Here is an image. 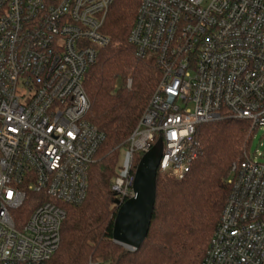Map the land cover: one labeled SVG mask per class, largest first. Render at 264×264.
Listing matches in <instances>:
<instances>
[{"label":"built area","instance_id":"obj_1","mask_svg":"<svg viewBox=\"0 0 264 264\" xmlns=\"http://www.w3.org/2000/svg\"><path fill=\"white\" fill-rule=\"evenodd\" d=\"M113 2L0 0V264H46L67 205L88 196L104 133L87 118L84 80L111 42ZM128 43L160 79L127 139L117 204L135 195L134 153L158 140V173L183 179L203 152V124L264 128V0H141ZM228 183L202 264H264V162L249 150Z\"/></svg>","mask_w":264,"mask_h":264},{"label":"trees","instance_id":"obj_2","mask_svg":"<svg viewBox=\"0 0 264 264\" xmlns=\"http://www.w3.org/2000/svg\"><path fill=\"white\" fill-rule=\"evenodd\" d=\"M140 2L114 0L107 13L103 32L111 42L84 80L87 118L104 140L90 166L88 196L67 205L61 244L46 264H202L230 191L231 169L250 150L256 129L248 120L225 117L203 124L197 134L203 152L191 172L183 179L158 173L155 208L142 246L130 251L114 241L118 204L113 182L121 152L160 79L155 60L138 58L128 43ZM141 157L134 153L132 173Z\"/></svg>","mask_w":264,"mask_h":264},{"label":"water","instance_id":"obj_3","mask_svg":"<svg viewBox=\"0 0 264 264\" xmlns=\"http://www.w3.org/2000/svg\"><path fill=\"white\" fill-rule=\"evenodd\" d=\"M163 142L142 155L133 182L135 195L119 204L114 221V241L130 251L138 250L147 238L157 196V176Z\"/></svg>","mask_w":264,"mask_h":264},{"label":"rangeland","instance_id":"obj_4","mask_svg":"<svg viewBox=\"0 0 264 264\" xmlns=\"http://www.w3.org/2000/svg\"><path fill=\"white\" fill-rule=\"evenodd\" d=\"M124 148L121 152V163L124 162ZM250 153L252 156H255V158L259 161L264 162V128L261 127L256 130L253 138L252 143L250 146Z\"/></svg>","mask_w":264,"mask_h":264},{"label":"snow or ice","instance_id":"obj_5","mask_svg":"<svg viewBox=\"0 0 264 264\" xmlns=\"http://www.w3.org/2000/svg\"><path fill=\"white\" fill-rule=\"evenodd\" d=\"M169 91H171V89H169ZM68 135H69V136H72V133L69 132ZM9 196H11V193H9Z\"/></svg>","mask_w":264,"mask_h":264}]
</instances>
